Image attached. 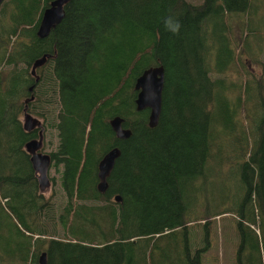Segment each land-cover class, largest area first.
I'll return each mask as SVG.
<instances>
[{"label": "trees", "instance_id": "1", "mask_svg": "<svg viewBox=\"0 0 264 264\" xmlns=\"http://www.w3.org/2000/svg\"><path fill=\"white\" fill-rule=\"evenodd\" d=\"M51 2L0 7V264H39L43 251L48 264H156L170 235L180 245L176 256L163 251L172 264H204L224 215L236 221L237 263L264 264V56L259 73L245 65L241 77L237 67L243 50L261 57L264 35L257 50L249 38L264 27V0H69L41 37ZM235 14L248 17L242 48ZM169 16L177 35L165 28ZM160 64L162 111L151 126L136 80ZM26 102L57 133L61 206L41 191L26 149L38 137L24 126ZM116 115L129 137L117 136ZM116 146L102 192L99 163ZM224 169L234 175L229 194L210 188Z\"/></svg>", "mask_w": 264, "mask_h": 264}, {"label": "water", "instance_id": "2", "mask_svg": "<svg viewBox=\"0 0 264 264\" xmlns=\"http://www.w3.org/2000/svg\"><path fill=\"white\" fill-rule=\"evenodd\" d=\"M3 1L4 0H0V7ZM68 1L69 0H52L51 4L44 9L38 28V33L41 37L47 36L51 28L63 19L65 16L64 7ZM50 56V53H46L38 58L33 64V73H35L36 68L43 65ZM164 87L165 67L162 64L149 66L136 80V88L138 89L136 105L139 110L146 107L150 108L149 123L151 126H156L159 122L162 111ZM28 105V102H26L23 118L24 126L27 130L37 129L38 137L28 140L26 149L30 154L32 166L38 176L40 189L44 191L51 183L49 171L52 166V156L50 152L43 150L46 126L41 118L29 111ZM123 120L124 118L122 116L116 115L111 118L110 123L118 137L127 138L132 134V130L124 127ZM120 153L121 150L118 146L113 147L106 152L99 163L100 182L98 187L102 192L106 191L108 187L107 178ZM116 199L121 200V196L116 195ZM39 264H48L46 251L40 254Z\"/></svg>", "mask_w": 264, "mask_h": 264}, {"label": "rangeland", "instance_id": "3", "mask_svg": "<svg viewBox=\"0 0 264 264\" xmlns=\"http://www.w3.org/2000/svg\"><path fill=\"white\" fill-rule=\"evenodd\" d=\"M192 2H200L202 0H190ZM247 15H233L232 19L234 21V26L232 28V35L234 37V44L235 46L242 48L243 39L245 37L246 30H243L244 20H247ZM264 35V27H258V33L252 35L249 39L251 43H249V47L254 46V49H259L260 44L258 41L261 40V36ZM248 39V40H249ZM261 42L262 45V53L260 54V59L256 60L254 57L250 56L246 50H243L239 53L240 59L238 60L237 67L242 72V76L246 75L245 72V65L247 68L254 73H259L263 67L262 59L264 56V38ZM239 41V43H237ZM257 42V43H256ZM252 44V45H251ZM34 114V113H33ZM38 116L37 114H34ZM44 122V118L38 116ZM24 118V114H23ZM46 135L44 139L43 150L50 152L58 141L57 133L54 129L45 130ZM50 178L51 183L49 187H47L43 192L47 198H51L55 201L57 206H61L66 199L65 191L61 185L60 180V170H57L53 165L50 168ZM234 175L229 171L224 169L222 171V177L214 180H210V188L218 190H224L226 194H229L235 186L234 182ZM55 177V180L53 178ZM2 202L5 200L2 199ZM9 220V219H8ZM7 219H3V223H6ZM211 241L212 244L210 248L205 251L203 254V262L204 264H238L237 263V250H238V243H239V235L236 229V221L235 218L231 215H224L223 217L217 218L216 223L213 225L211 230ZM161 248H157L158 252V261L156 260V253L155 262L156 264H168L166 261L169 260L171 263V257L169 255L164 256L163 251H167L173 253L176 256L177 251L179 250V236L170 235L166 236L160 244ZM160 257V258H159ZM172 264V263H171ZM177 264V263H176Z\"/></svg>", "mask_w": 264, "mask_h": 264}, {"label": "clouds", "instance_id": "4", "mask_svg": "<svg viewBox=\"0 0 264 264\" xmlns=\"http://www.w3.org/2000/svg\"><path fill=\"white\" fill-rule=\"evenodd\" d=\"M165 28L167 31L171 32L174 35L179 34V30L181 28V24L179 20L173 18L172 16H169L165 21Z\"/></svg>", "mask_w": 264, "mask_h": 264}]
</instances>
